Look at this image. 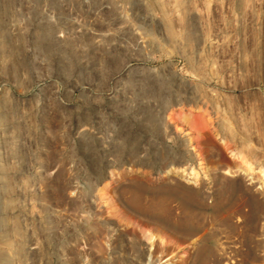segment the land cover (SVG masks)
<instances>
[{
    "label": "rangeland",
    "instance_id": "rangeland-1",
    "mask_svg": "<svg viewBox=\"0 0 264 264\" xmlns=\"http://www.w3.org/2000/svg\"><path fill=\"white\" fill-rule=\"evenodd\" d=\"M247 186L264 0H0V264H264Z\"/></svg>",
    "mask_w": 264,
    "mask_h": 264
},
{
    "label": "bare ground",
    "instance_id": "bare-ground-1",
    "mask_svg": "<svg viewBox=\"0 0 264 264\" xmlns=\"http://www.w3.org/2000/svg\"><path fill=\"white\" fill-rule=\"evenodd\" d=\"M191 173V172H190ZM168 187V186H167ZM232 189L235 188V185L231 186ZM224 190V188H223ZM181 191V190H180ZM201 191V190H200ZM246 193H247V199L245 200V204L246 207H248V211L246 212V216H248L249 219H253L256 217H259V214L264 212V204H262V202L257 198L256 194H254L251 190L250 187H246ZM197 194L196 190L193 191H188V192H182L181 193V197L184 203L188 204L190 202V199H192V197H194ZM196 197V196H195ZM194 197V199H195ZM245 198L242 197V199ZM240 199V198H239ZM238 200V199H237ZM204 203V202H203ZM220 203V202H219ZM242 203V202H241ZM234 204V203H233ZM138 207V206H137ZM231 207V206H230ZM229 207V208H230ZM237 207V206H236ZM181 208V207H180ZM227 209V208H226ZM141 210V209H140ZM156 210V209H155ZM154 210V211H155ZM181 210V209H180ZM242 210V209H241ZM151 211V210H150ZM216 211V210H215ZM239 211V210H238ZM246 211V210H245ZM164 212V211H163ZM236 212V211H235ZM155 213V212H154ZM182 213V211H181ZM230 213V212H229ZM228 213V215H229ZM202 214V213H201ZM169 215V214H168ZM196 214H194L193 212L190 211V209L188 208V206H186V209H184L182 216H180L179 222L177 223L178 226V230L181 233V235L183 236L184 239L189 240V239H193L192 241H196V243L194 242L193 244L195 245V251L193 252V254H191V263L192 264H218L221 261L220 257H218L217 255H215L214 250H213V246L212 245H208L206 243H203L201 241V236H197L198 235V231H199V227L200 225L198 223H196L195 220V216ZM199 215V214H198ZM170 216V215H169ZM179 216V215H178ZM200 216V215H199ZM214 216V215H213ZM221 217V216H220ZM165 218V217H164ZM197 218V217H196ZM203 218V217H202ZM201 218V219H202ZM228 218V217H227ZM174 219V218H173ZM177 219V218H175ZM199 219V218H198ZM214 219V218H213ZM230 219V217H229ZM257 219V218H256ZM168 220V219H167ZM171 220V219H170ZM226 220V219H225ZM224 220V221H225ZM229 222V221H228ZM226 225L227 223L224 222ZM231 223V221H230ZM167 224V222H166ZM171 224V223H170ZM204 224V223H202ZM223 224V223H222ZM224 224V225H225ZM233 224V223H232ZM230 224V226L232 225ZM205 225V224H204ZM173 226V225H172ZM206 226V225H205ZM231 228V227H230ZM237 228V226H236ZM202 230V229H201ZM246 230V229H245ZM213 231V230H212ZM204 232V229H203ZM210 233V232H209ZM218 233V232H217ZM221 233V232H220ZM227 233V232H226ZM226 237V236H225ZM153 238L150 237L149 240L150 242H153L152 240ZM228 239V238H227ZM162 240V239H161ZM160 242H163V240ZM162 244V243H161ZM160 247V246H159ZM222 247V246H221ZM224 248V247H223ZM194 249V248H192ZM218 249V248H217ZM222 249V248H221ZM226 249V248H225ZM165 250V249H164ZM216 252V251H215ZM222 252V250H221ZM225 252V251H224ZM223 254V252L221 253ZM220 254V256H221ZM225 255V254H224ZM223 255V256H224ZM228 255V253H227ZM228 258V257H227ZM226 258V259H227ZM148 259V257H147ZM225 259V258H224ZM229 259V258H228ZM188 262V260H187ZM222 264V263H220ZM229 264V263H228Z\"/></svg>",
    "mask_w": 264,
    "mask_h": 264
}]
</instances>
